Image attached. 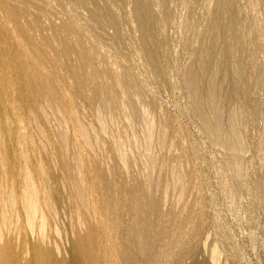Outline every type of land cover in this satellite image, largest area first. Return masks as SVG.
<instances>
[{
	"label": "rangeland",
	"instance_id": "1",
	"mask_svg": "<svg viewBox=\"0 0 264 264\" xmlns=\"http://www.w3.org/2000/svg\"><path fill=\"white\" fill-rule=\"evenodd\" d=\"M86 1L0 0V37L2 38L0 58L5 62L10 60V54L2 50L3 45H7L17 51L28 72L40 70L44 78L50 81L55 93L64 96L69 106L77 111L80 121L91 128L92 135L94 139L97 138L100 146L99 148L96 145V149L100 150L96 152L93 150L95 154H90L89 150L79 143L72 124L61 126L56 121L58 119L51 117L49 128L44 127L40 124L42 119L38 118L36 112L30 114L31 111L20 110L21 106L29 107L26 100V105L24 99L20 104L14 94L9 93L7 96L11 106L8 110L9 123L21 134L31 136L32 148L27 154L36 158L46 170L44 179L40 184H36V196L38 199L42 198L43 183L54 185L55 193L59 196L54 193L55 198L57 197L56 204L51 210L38 200L37 213L31 214L25 207V202L21 200L22 187L18 179H14L13 188H10V195L6 198L8 204H5V207L0 206V244H8L22 264L32 259L33 246L58 262L83 264L80 256H76L72 248L73 242L89 235L91 226L94 229V236L99 240L104 235V226L107 224L110 226V223L102 222V217L94 203L91 202V206L89 204L86 206L87 202L75 200L71 187L64 183V173L59 168L62 159H59L55 148V143L58 141L57 134L63 131L71 140L67 145L69 155L66 157L69 165L75 168V160L71 156L70 149L73 150L77 145L82 157V160L77 162L78 167L88 172L89 167L86 162L94 159L95 167L103 173L100 181L94 179L92 185L101 186L102 180H105L116 190L110 194V200L107 201L108 206L110 205L109 209L107 208V212L110 213L109 218L115 223L119 221V226H116L117 234H114L118 250L117 257L113 259H117L114 264H264V0H232L234 9L232 7L229 11H221L226 14L224 16L223 13H219L223 17L218 15L224 18L222 32H226L225 34L229 36L225 39L222 36L225 34L220 32L219 58L222 54L230 52L229 56L227 55L230 60L226 55L222 56V59L231 63L233 61L232 65L236 66L233 68L230 63L229 66L232 68L229 69L230 72L229 70L226 72V76L230 78L232 74L238 73L241 79L233 75V80L238 79L240 86L245 82L248 92L247 97L241 100L240 97L232 94L229 83L225 82L228 81L227 77L224 76L226 79L224 82L223 78L222 82L220 80L219 83L217 82L216 87L224 92V95L226 93L225 96L228 98L225 97L226 104H223L222 113L227 114L226 116L222 114L224 122L225 119L228 121L227 117L235 107L238 110L242 109L240 111L243 113L242 115L240 112L242 117L238 119L242 122L237 121V126L240 125L238 128L243 139L242 143L244 142V147L238 149L240 153H236L237 158L242 160H239L241 177L238 179L240 180H235L226 166V161L233 157L228 151L230 149L216 145L192 113L194 104L184 84L188 66L192 63L195 65L203 59L196 55L199 51L200 32L210 23L209 16L213 11L211 9L215 8V2L213 0H155L157 2L144 0V5L148 6L145 7L148 13L151 8V14L154 12L162 17L164 11L166 13L169 11L165 14L164 20L167 23L164 21L165 26L162 29H154L148 24L151 28L149 31L152 32V29L155 31L151 34L155 40L151 39L149 31L148 33L151 46L156 45L158 49L156 50V46L153 48L156 53L158 52L159 61L163 65L159 67L146 60L144 52L146 48L142 44L136 22L133 21L135 19L132 18L135 0ZM26 10H29V15L26 14ZM216 16L215 19H219V23L221 21L223 25L222 19ZM228 17L238 23L234 20L226 23ZM110 18L112 22L109 21ZM232 24L235 27L230 28ZM251 26L256 30L259 29L260 32L255 29L253 31ZM235 28L237 32H233ZM230 41L237 43L234 42V45ZM228 46L232 47L231 51L237 50L231 52ZM213 55L204 58L203 61L207 62L212 57V61L204 63L205 68L212 66ZM86 60H89L90 64H86ZM110 67L122 73L127 71L134 77L143 94L139 99H133L135 118L140 119L142 111H145V117L147 116L146 118L154 123V127L158 128L154 131L156 135L163 129L171 132L172 135L168 132L172 139L168 137L167 148L160 149L153 145L150 149H155L147 153L145 148L143 149L144 146L142 147L145 135L141 132L144 129L141 122L134 125L138 128L141 124L140 127L143 129L139 127L141 131L140 129L137 131L134 127L131 134L135 136L131 137L134 138L135 145H130L128 138L130 136H122L126 124L123 123L120 112H113L112 118L115 119L112 120L115 123L113 128L111 125V130H107L110 131L109 134L107 132L103 134L98 129L95 122L98 106L92 99L95 82L98 81L121 104H127L128 99L127 95L120 99L115 92ZM8 73H1L0 80L6 82L10 80L11 75ZM18 106L20 112L24 113L20 121L18 115L21 113L17 109ZM163 122L169 125L165 128ZM159 123L162 125L160 126ZM110 124L112 122L109 123L108 129ZM137 124L139 126H136ZM50 128L54 129L56 134ZM119 128H122L120 133ZM111 131L113 134H110ZM47 132L50 133V141H47L46 147H42L40 144L46 141L44 134L47 136ZM51 133L52 136L55 134L54 138ZM112 141L119 142L120 146L115 147ZM9 143L10 145L2 144L3 149L16 153L24 145L20 137L9 140ZM121 148L126 160L125 165L120 162L116 152V149ZM149 153H155V157L160 160L157 159V162H160L156 163L157 169L151 168L153 173L146 163L148 158L154 157ZM142 154L144 158L150 156L142 159L140 156ZM138 157L139 160L144 161L142 166H139L142 161L139 163ZM173 169H180L182 174L185 173L183 174L185 180L182 181L184 195L180 197L182 200L178 198L175 185H169L164 194L162 188L151 185L154 178L157 185L165 181L172 184L170 170ZM92 172L89 173L93 174ZM151 205L156 208L152 209ZM188 213L190 216L186 215ZM185 215L189 218L193 217L196 222L194 221L191 226L188 225ZM141 218L152 220L149 229L136 228ZM111 245L110 239L108 245L104 244V247L109 251ZM97 246L100 250L101 242ZM212 251L215 253L214 258H211ZM99 252L97 258L89 257L97 261H93L94 264H100L101 259V264H113V261L108 259L106 250Z\"/></svg>",
	"mask_w": 264,
	"mask_h": 264
},
{
	"label": "bare ground",
	"instance_id": "2",
	"mask_svg": "<svg viewBox=\"0 0 264 264\" xmlns=\"http://www.w3.org/2000/svg\"><path fill=\"white\" fill-rule=\"evenodd\" d=\"M77 1H79V0H77ZM86 2H88V0ZM151 2H149V3H151ZM155 2H157V1H155ZM213 2H215V4H214L215 8L211 9V11L213 10L212 12L209 11L210 13H212L211 14L212 16L211 15L209 16L211 18L210 23L209 24L206 23L208 25L205 28L203 27L204 29L202 28V30H201V32H200L201 36L199 35L200 36V45L198 47L199 51L196 52L198 54L195 53L196 55H199L198 56L199 58H203V59H200V61L201 60L203 61L204 58H208L209 56H212L214 54L213 52H215V54L213 55L214 56V58H213L214 60L212 62L213 64L211 67H209L207 65L209 68H205L206 65L204 66V63L207 64V62L209 60H211L212 57H210L211 59L207 60V62H204L205 60L203 62L199 61V62H196L195 65L192 63L191 66H188V64H187L188 68L186 70V76L184 78L185 79L184 84L186 85V88H187L186 90H188V94H189L188 96L191 98V102L194 104V108L192 109V113H194V116H196L198 118V120L200 122L199 124L208 133V135L211 136L210 138H213L212 140L216 143V145H218L220 147L222 146L224 149H225L224 146H226L228 149H230L228 151H230V153L233 157L229 156V157H232L230 159L227 157V160L228 159L229 160L226 161L227 162L226 166L231 171L232 177L235 180H240L238 178L241 177L240 176V172H241V162L240 161H242V160L238 159L239 157L237 158V155L240 153L238 151L242 147H244L243 146L244 142L242 143L243 139H241V136H240L241 132L239 131L240 129L238 128V126H240V125L237 126V121H238L239 117L241 116L240 112L242 111V109H240V107L238 105L237 107L241 111L238 109H235L236 107L233 108V111L230 110L231 111L230 116L227 117L228 121H226V119H225V122H226V124H225L224 118L222 117V114L224 115L225 113H222V110H224L223 104L225 103L224 101L226 100L227 97L225 96L226 93L224 95V92H222L221 90H219L216 87L217 82H218V80H220L222 82V80H221L222 78L224 79L223 82L226 79H228V81H225V82L229 83V87L233 92L232 94L237 95L238 97L241 98V100H243L247 97L248 92H247V87L245 86L246 85L245 82H244L245 85L242 84V86H240L241 83L239 84L237 82L238 79H236V81L233 80V75H236V74L231 75L232 79H231V76H230V78L226 76L227 75L226 72L232 68L229 66L231 61L230 62L227 61V62H229V63H227L225 61V59H222V56L223 57H224V55L229 56L230 52L229 53L227 52L228 54H224V55L222 54L221 57L219 58L221 46L218 45V39H219L220 34H221L220 32H222L223 26L225 24L223 21L224 18H220V17H223L222 15H224V13L222 12L223 13L222 14L221 11H224V12H225V10L229 11L234 6V3L232 0H215V1L213 0ZM133 3L135 4L134 5L135 9L132 8L133 9V12L131 11L132 12V18L135 19L133 21L136 22V28L140 33L139 36H141L140 38H141L142 44L146 48L144 51L145 56H146V60L148 62H150L151 64H153L154 66L156 65V66L162 67L163 65H161L159 58H158V55H157L158 52L156 53L155 49H153L156 45L155 46L153 45L154 47L151 46L152 43L150 42V40L153 39L152 38L153 35L151 36V34L153 33L154 30L152 29V32L149 31V30H151V28H149V26L154 28V29H157V30L162 29L165 26L164 21H165V23H167L166 20H164V19H166V18H164L165 14H167L169 11L167 13L164 11V13H163L164 16L161 17L159 15H156L154 12H153V14H151V8H149L150 13H148V9H147L148 6L144 5V0H135ZM145 4L147 5L148 2H146ZM15 5H16V3H15ZM149 5L151 6V4H149ZM155 5H158V4L155 3ZM212 5H210V6H212ZM252 6L254 7L255 5H252ZM145 7H147V8H145ZM167 7H168V5H167ZM145 9H147V11ZM158 9H159V6H158ZM232 9H234V7ZM164 10H165V8H164ZM28 11L29 10L25 11L27 15H29V13H30ZM230 12H232V11H230ZM219 13H221L222 15L220 16ZM227 15H229V14H227ZM215 16L222 19L223 25H222L221 21L219 23V21H218L219 19H217V18L215 19ZM231 17L230 18L228 17L229 19L226 18L225 22L226 21L228 22L230 20H234V19H231ZM130 18H131V16H130ZM209 19H207V20H209ZM109 21L112 22V19L110 18ZM234 21H236V20H234ZM148 24H149V26H148ZM168 24H170V23H168ZM227 25L229 26V24H227ZM234 25H236L235 22H234ZM234 25L232 24V27H230V28L235 27ZM197 26L199 27V25H197ZM230 26H231V23H230ZM239 26H238V29H239ZM241 27L242 26H240V28ZM251 27H252L253 31H254V29L256 30V28H254L253 26H251ZM230 28H228V29H230ZM248 28H250V27H248ZM226 29H225V31H228V29L227 30ZM157 30H156V32H157ZM232 30L231 31L229 30V31L232 32ZM242 30H244V29H242ZM249 30L251 31V29H249ZM258 30H256V31H258ZM148 31L150 32L151 39H150ZM234 31H236V28L233 30V32ZM238 31H240V30H238ZM241 32H243V31H241ZM258 32H260V31H258ZM258 32H257V34H258ZM160 33H161V31H160ZM223 33L225 34L226 32H222V34ZM238 33H240V32H238ZM197 34H198V31H197ZM227 34H228V32H227ZM232 34L234 35V33H232ZM237 35H236V37H237ZM247 35H245V36H247ZM222 36H224L226 39V36H228V35L225 34ZM230 38H231V36H230ZM230 38H228V39L231 40ZM0 39H2V38L0 37ZM153 40H155V39H153ZM238 40H239V37H238ZM230 42H233V44H234V42L237 43L236 41H230ZM229 46H228V48H229ZM231 46H232V44H231ZM232 47L229 48L230 51H231ZM155 48H156V50H158L157 46ZM228 48H227V50H229ZM2 50L6 51L10 54V60L5 62L4 60H2L0 58V74L5 73V72H9L8 74H10L11 76L9 78L10 80H8L7 82L0 80V206L5 207L8 204V201L6 198H7V196L10 195V188L12 187V181L14 179H18L17 181L22 187V191L20 194L21 200L23 202H25V207L28 209V211L31 212V214H34V213L36 214L37 209H38V202H37L38 200H41L42 203H45L47 205V208L49 210H51L54 208V205L56 204V198L57 197L55 198L56 193L54 190V185L49 186L45 183H43L42 189H41L42 190V198L38 199L36 196V192H35L37 189L36 184H40L41 181L44 179V177L46 176V170L42 167V164L38 163L39 161H37L36 158L29 157L27 154V152L32 148L31 144H30L31 136L28 134L27 135L21 134L20 131L15 130L10 125L9 117H8V110L11 109V106H10L9 101H8V97H7L8 94L9 93L14 94V97L19 100L20 104H21V101L23 99H24V104H25V100H26L27 103H29V107L21 106L20 110L22 112L31 111L30 114H34L32 112H36L38 118L42 119V121H41L42 123H40V124L44 127L49 128L50 121L52 118H54L55 120L58 119L56 121L58 123H60L61 126L63 124H67V123L72 124V126L75 128L77 139H78L79 143L81 145H83L84 147H86L89 150L90 154H95L92 151L95 150V152H96L98 150V149H96V145L98 146L99 142L96 140L97 138L94 139V136L92 135L91 128L87 124L80 121L77 111L69 106L67 99L64 96H61V95L58 96L57 93H55V90L53 89L52 85L50 84V81L44 78V76L41 74L40 70H37L36 72H33V71L28 72L26 65L22 62V58L18 57L17 51L15 49H11L9 46L3 45ZM233 50L234 49H232V51ZM236 50L237 49H235L234 52ZM169 53H168V56L170 55ZM228 56H227V58L229 59ZM166 61H167V59H166ZM85 63L90 64L89 60H86ZM232 63H233V61H232ZM232 63L230 64L231 66H233ZM210 65H211V63H210ZM234 66H233V68H234ZM235 68H236V66H235ZM110 69L112 71V72H110V75H111V79H112V83H113V87H114L115 92H117V95L120 99H122L124 95H127L129 102L127 99L126 100L127 104H125V105L121 104V102L118 99L116 100V98L113 95H111L110 92L106 91V89L101 84H99L98 81H96L95 87H94V93L92 95V99L97 102V106H98L96 116H95L96 117L95 122L97 124L98 129L100 131H102L103 134H105L106 132L109 134L110 131H107V130H111V125L113 128V123H115L112 120V119H115V118H112V114H113V112H120L122 115V118H123V123L125 122V124H126V125L123 124L126 126V128H125L126 130L123 128L124 133L122 134V136L128 137V135H129L131 137L132 135H134V134H131V133H133L134 130L138 131L140 128L143 129V127H140L141 124L143 123V126H144L143 131H145V133H143V131H141V129L139 130L142 132V135L143 134L145 135V142H142L143 143L142 147L144 146L143 149L145 148L146 152L148 153L149 150H152L150 148L153 145L158 146L160 149L167 148L168 137L170 139H172L171 138L172 136H169V133L172 135L171 132L167 131V129L162 128L163 130H161V132L156 135L154 133V131L157 130L158 128L154 127V123L151 120H148L146 118L147 116L145 117V111H142V113H141L142 117H140V119L137 120L135 118L136 117V115H135L136 111L133 109V105H134L133 99H135V98L139 99L141 97L142 93H141V89H140L139 85L137 84L136 80L134 79V77L131 74H129L127 71H124L122 73V72L113 70L111 67H110ZM184 70H185V68H184ZM229 72H230V70H229ZM228 74H230V73H228ZM224 76L227 78L225 79ZM238 76L239 75L237 73L236 77H238ZM239 77L241 79V76H239ZM221 82H220V85L222 84ZM200 85H201V87H200ZM220 85H218V87ZM224 85H222V87ZM227 86H228V84H227ZM229 87H228V90H230ZM226 89H225V91H226ZM231 90L229 92H231ZM188 96H187V98H188ZM17 109L20 112L19 106L17 107ZM49 110H51V115H49ZM193 110H194V112H193ZM23 114L24 113H21L20 115H18L19 121L22 119L23 116H21V115H23ZM29 115H28V119H29ZM226 115L227 114H225V116ZM242 115H243V113H242ZM243 119L244 118H242V120ZM198 120H197V122H198ZM110 122H112V124H110V129H108V127H109L108 125ZM140 122H141L140 126L138 124L136 125V126H139L140 128L139 127L137 128L134 126L136 123H140ZM238 122L240 123L242 121H238ZM159 124H160V126L162 125L161 123H159ZM166 124H167L166 122H163V125L165 126V128L169 125V124L168 125H166ZM164 126H162V127H164ZM115 127H116V124H115ZM134 127H135V129H134ZM155 128H157V129H155ZM159 128H161V127H159ZM50 129H52V128H50ZM50 129H49V131H50ZM120 129L122 130V128H119L118 132L121 131ZM52 130H54V129H52ZM54 131H52V132H54ZM205 131H203V132H205ZM134 133L136 134V132H134ZM55 134H56V131H55ZM110 134H113L112 131ZM54 135L52 136V133H51L52 138H54ZM57 135H58L57 136L58 141H57V143H55V148L58 151L59 159H62V160H60V167L59 166L58 167L64 173V178H63L64 183H66L69 187H71L70 189H71V192L74 193L75 200H77L79 202H87L86 206H88V204L91 206V202L94 203L95 206L98 208L99 213L102 217V222L103 223H110V226H109V224L104 226V235L99 240H98V237L94 236V233H93L94 229L91 226V228H90L91 232L89 233V235H87L83 239H81V238L76 239L73 242L72 248L75 251V254H77L76 256H78V257L80 256L79 258L83 264H94L93 261H96V260H94L93 258H97V256L100 255L99 254L100 250H103V251L106 250L107 254H108V259L110 261H113V264H114V263H116L117 259L116 260H113V259L115 257H117V254H118V250L116 248V241H115L116 237H114V234L115 233L117 234V227L116 226H119V221H118V223L117 222L115 223V221H112L109 218L110 216L108 214H110V213H108L109 211L107 212V208L109 209L110 205L108 206L107 201L110 200V194H113V192L114 191L116 192V190L113 188V186L110 183H108L105 180H102L101 186H93L92 185L94 182V179H98L100 181V176L103 175V173L100 172V169L95 167V164H94L95 160L94 159L88 160L86 162L87 166L89 167L88 172L83 171L80 167H78L77 162H80L82 160V157L79 153V148H77V145L74 146L73 150L70 149L71 156L75 160V162H74L75 168H72L69 165L70 163L67 162V160H66V157L69 155V150L67 149L68 148L67 145L69 143H71V140L64 134L63 131H60L59 134H57ZM15 137L21 138V141L24 144L23 148L18 153L3 149L2 144L10 145V143L12 141L9 144H8V141L11 139L13 140V138H15ZM44 137H45L46 141L41 142L40 146H42V147H46L47 141L48 142L50 141V139H49L50 133L47 132V136L44 134ZM130 137H128L129 142H130L129 144L130 145L132 144V146H133V145H135V143H134L135 141L133 142L134 138H132V137L130 138ZM114 143H115V145H114L115 147L116 146L118 147V145L120 146L119 142L115 141V142H113V144ZM94 147H95V149H94ZM98 147L100 148V146H98ZM157 148H156V150H157ZM154 149L155 148H153V150ZM116 152H117V155L119 156L118 158H119L120 162L124 163L126 160H125V156L122 152V148L116 149ZM236 153H238V154H236ZM149 154H151V156H152L155 153L154 154L149 153ZM144 155H145V153H144ZM144 155L143 154L140 155L142 157V159L144 158ZM148 157H146L144 159H147ZM154 157H155V155H154ZM154 157L153 158L150 157L146 160V163H148V166L150 168L148 166H146V167H148L149 169H151V168L157 169V167H155L156 163L157 164L160 163V162H157L158 157L157 156H156L157 158L156 157L154 158ZM142 159L139 160V157H138V162L139 161L141 162ZM143 163H144V161H142L141 165H139V166H142ZM146 163L144 165H146ZM125 164L126 163H124L123 165H125ZM146 167H145V169H146ZM123 169H124V167H123ZM180 169L170 170L171 171V180H172V182H171V180H170V182L172 184H170L168 181H165L161 185H157L156 180H155L156 178H154L153 179L154 181L153 182L151 181V185L153 187L158 186V187L162 188L163 194L166 192L169 185H175L178 198L180 199V197H183V195H184V188L182 185V181L185 180V179H183L185 173H183L184 174L183 175L181 172L182 169L181 170ZM152 170L153 169H151V172L153 173ZM91 171H93L92 172L93 174L89 173ZM151 172L149 174H151ZM169 178H170V176H169ZM56 196H59V195L56 194ZM88 199H90V200H88ZM180 200H182V199H180ZM145 203H147V201H145ZM152 205H151V207H152ZM154 207H152V209H154ZM186 215L190 216L189 213ZM189 216H186V221H187L188 225L190 224V226H191L195 220L193 217L189 218ZM151 222H152L151 219H147V218L142 219L141 218L139 220L136 228L138 227L139 229H143V230L144 229L146 230V228L149 229V226H151V224H150ZM187 223H186V225H187ZM116 224H118V225H116ZM186 227H188V226H186ZM182 237H183V235H182ZM110 239H111L112 245H111V249H109V251H108L107 248L104 247V244H105V246H107ZM100 242H101L102 247L99 250V246H97V245L98 244L100 245ZM32 249H33V257L30 260V262L25 263V264H67L66 262L56 261L54 258L48 256L46 253L41 252L38 249V247H36V246H33ZM213 250H214V252H217L216 249H213ZM214 252L212 251L211 258L215 257ZM91 256H93V258L89 259V257H91ZM212 260L214 261V259H212ZM101 261H102V259H101ZM101 261H100V264H101ZM0 264H22V263L19 262L18 256L15 253H12L8 244L4 243V244H0Z\"/></svg>",
	"mask_w": 264,
	"mask_h": 264
}]
</instances>
